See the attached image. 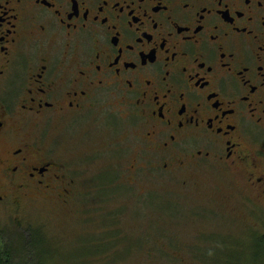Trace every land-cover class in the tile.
Returning <instances> with one entry per match:
<instances>
[{
	"label": "flooded vegetation",
	"instance_id": "af4514ba",
	"mask_svg": "<svg viewBox=\"0 0 264 264\" xmlns=\"http://www.w3.org/2000/svg\"><path fill=\"white\" fill-rule=\"evenodd\" d=\"M124 126L202 200L264 208V0H0V201L67 207L63 140Z\"/></svg>",
	"mask_w": 264,
	"mask_h": 264
},
{
	"label": "rangeland",
	"instance_id": "374dc122",
	"mask_svg": "<svg viewBox=\"0 0 264 264\" xmlns=\"http://www.w3.org/2000/svg\"><path fill=\"white\" fill-rule=\"evenodd\" d=\"M125 127L63 140L66 159L88 153L67 207L52 193L0 201V264H259L250 240L264 232V208L202 200Z\"/></svg>",
	"mask_w": 264,
	"mask_h": 264
},
{
	"label": "trees",
	"instance_id": "16d2710c",
	"mask_svg": "<svg viewBox=\"0 0 264 264\" xmlns=\"http://www.w3.org/2000/svg\"><path fill=\"white\" fill-rule=\"evenodd\" d=\"M40 239H41V237H40ZM250 241L253 244V247H255V249H257V254H258L257 258L258 259L260 258L259 264H264V232L259 233V234H253V236H252ZM39 243L42 244L41 240H39ZM44 263H45V261L43 263L40 261V264H44ZM1 264H3V262ZM7 264H9V262Z\"/></svg>",
	"mask_w": 264,
	"mask_h": 264
},
{
	"label": "bare ground",
	"instance_id": "6f19581e",
	"mask_svg": "<svg viewBox=\"0 0 264 264\" xmlns=\"http://www.w3.org/2000/svg\"><path fill=\"white\" fill-rule=\"evenodd\" d=\"M253 233V232H252Z\"/></svg>",
	"mask_w": 264,
	"mask_h": 264
}]
</instances>
